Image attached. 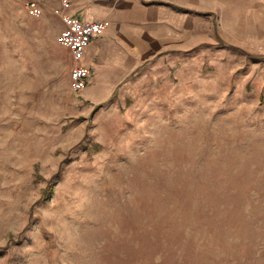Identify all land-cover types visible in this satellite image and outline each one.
Here are the masks:
<instances>
[{"label": "rangeland", "instance_id": "obj_1", "mask_svg": "<svg viewBox=\"0 0 264 264\" xmlns=\"http://www.w3.org/2000/svg\"><path fill=\"white\" fill-rule=\"evenodd\" d=\"M24 1L0 0V264H264V0H181L205 13L181 48L151 26L95 98Z\"/></svg>", "mask_w": 264, "mask_h": 264}, {"label": "crops", "instance_id": "obj_2", "mask_svg": "<svg viewBox=\"0 0 264 264\" xmlns=\"http://www.w3.org/2000/svg\"><path fill=\"white\" fill-rule=\"evenodd\" d=\"M36 2L41 13L58 16L61 32L65 27L66 14L77 15L83 21L100 20L106 23L103 32L92 37L86 45L81 60L89 68L87 91L92 98L99 96L98 90L116 89L127 77L141 72L139 68L151 56L148 50L151 26L154 25V45L159 42L156 28L161 26L165 34L163 40L169 39L173 46L177 44L180 49L183 22L191 26L199 25L201 14H205L195 10V6H182L181 0H71L68 7L61 0ZM64 47L72 55L71 50Z\"/></svg>", "mask_w": 264, "mask_h": 264}, {"label": "built area", "instance_id": "obj_3", "mask_svg": "<svg viewBox=\"0 0 264 264\" xmlns=\"http://www.w3.org/2000/svg\"><path fill=\"white\" fill-rule=\"evenodd\" d=\"M65 7H68L71 0H61ZM26 6L33 15H39L40 6L36 0H26ZM65 27L60 34V42L68 47L74 58V65L71 70V87L75 93H80L88 84L89 68L82 63L84 48L92 37L100 34L106 28V23L100 20L83 21L74 14L64 16Z\"/></svg>", "mask_w": 264, "mask_h": 264}]
</instances>
